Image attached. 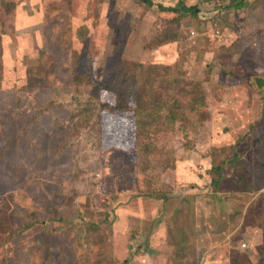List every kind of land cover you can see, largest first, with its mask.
<instances>
[{
    "label": "rangeland",
    "instance_id": "1",
    "mask_svg": "<svg viewBox=\"0 0 264 264\" xmlns=\"http://www.w3.org/2000/svg\"><path fill=\"white\" fill-rule=\"evenodd\" d=\"M259 192L264 0H0V264H264Z\"/></svg>",
    "mask_w": 264,
    "mask_h": 264
},
{
    "label": "trees",
    "instance_id": "2",
    "mask_svg": "<svg viewBox=\"0 0 264 264\" xmlns=\"http://www.w3.org/2000/svg\"><path fill=\"white\" fill-rule=\"evenodd\" d=\"M243 4L244 3L242 1H238L237 3L234 4V6L236 8H240V7L243 6ZM161 8L163 10H170V11H174V12L179 11V10L183 11L184 13L192 12L193 14H198V12H199V9L197 7H195V6H187V5H184V4H182L180 6H175V7H164V6H161Z\"/></svg>",
    "mask_w": 264,
    "mask_h": 264
},
{
    "label": "crops",
    "instance_id": "3",
    "mask_svg": "<svg viewBox=\"0 0 264 264\" xmlns=\"http://www.w3.org/2000/svg\"><path fill=\"white\" fill-rule=\"evenodd\" d=\"M264 192H259L258 194H255L253 198H251V201L254 202L255 200H260L259 204L264 202V196H261V194Z\"/></svg>",
    "mask_w": 264,
    "mask_h": 264
},
{
    "label": "built area",
    "instance_id": "4",
    "mask_svg": "<svg viewBox=\"0 0 264 264\" xmlns=\"http://www.w3.org/2000/svg\"><path fill=\"white\" fill-rule=\"evenodd\" d=\"M242 248H243V249H247V245L243 244V245H242Z\"/></svg>",
    "mask_w": 264,
    "mask_h": 264
}]
</instances>
